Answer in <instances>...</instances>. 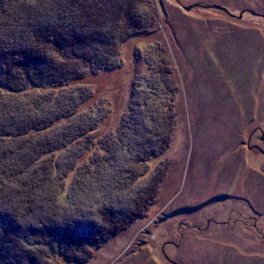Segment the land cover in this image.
<instances>
[{
  "label": "rangeland",
  "instance_id": "rangeland-1",
  "mask_svg": "<svg viewBox=\"0 0 264 264\" xmlns=\"http://www.w3.org/2000/svg\"><path fill=\"white\" fill-rule=\"evenodd\" d=\"M138 6L152 29L114 48L118 69L94 73L79 62L75 71L85 78L62 89L76 101H61L72 106L70 113L86 99L65 128L83 129L87 142L71 140L53 174L48 163L32 169L36 181L47 182L44 196L62 192L61 178L71 172L68 219L82 225L71 227L73 237L62 249L82 259L81 239L99 236L90 223L98 231L110 227L107 206L133 207L149 193L151 200L125 228L99 239L85 263L66 264H264V0H145ZM36 87L16 99L53 100L49 88ZM132 113L138 124L128 139L105 153L102 142ZM56 131L47 138L56 140ZM42 136L17 147L37 149ZM90 137L92 157L81 165L77 159ZM163 137L168 146L148 162L123 147L146 140L141 146L151 154ZM97 154L99 171L92 169ZM34 255L36 264H49Z\"/></svg>",
  "mask_w": 264,
  "mask_h": 264
},
{
  "label": "trees",
  "instance_id": "trees-1",
  "mask_svg": "<svg viewBox=\"0 0 264 264\" xmlns=\"http://www.w3.org/2000/svg\"><path fill=\"white\" fill-rule=\"evenodd\" d=\"M144 1L0 0V264H36L34 259H38L34 254L49 264L85 263L91 258L99 239L104 240L108 232L117 234L133 217L140 215L141 208H145L151 200L149 193L139 197L133 207L104 205L110 210L105 218L110 227L106 231H98V224L90 223L91 233H98L99 236L81 239L79 245L87 248V251H80L85 257L82 259L62 249L64 244L67 245V236L73 234L71 227L82 225L81 221L68 219L72 213L67 210L69 207L65 200L68 182L72 180L71 172L61 178L62 192L51 190L49 195L44 196L47 182L36 181L38 177L32 169L36 163H48L52 164V170H47V173L53 174L59 169L56 157L71 140L80 144L87 142L89 134L84 135L83 129L78 134V128L73 131L65 128L69 119L83 111L86 99L77 101V106L70 113L68 111L72 106L60 103L65 98L69 104L76 101L63 96L62 89L80 85L85 78L86 74L75 71L79 62L86 65V71L94 73L118 69L119 64L112 60V55L116 54L113 53L114 48L152 29L148 21L150 18L138 14V5ZM70 59L75 61L72 67L66 63ZM36 86L49 88L54 94L53 100L40 97L26 101L16 99L19 94L27 95L24 92ZM136 121L138 124L133 113L124 114L118 130L112 131V137L109 135L102 142L103 151L110 154L113 144H117L119 139L127 140ZM55 130H60L55 136L57 139H48V134ZM35 134L44 137L37 141V149L28 152L22 150L25 146L17 147L19 141L30 143ZM90 139L87 150L77 159L81 165L91 160L89 151L94 142L92 137ZM161 141V146L151 154L150 151H143L141 146L146 140H131L126 142L128 146L125 143L123 147L130 150L137 160L148 162L163 153L164 146H168L166 138ZM23 151H27L24 157ZM19 156L23 158L19 159ZM98 157L95 161L97 166L92 168H97L96 171H99L102 155ZM109 158V155L105 157L104 162L108 163ZM18 175L28 179L15 182ZM59 196H63L64 202L59 200ZM49 211L61 212L62 217L54 214L47 218L45 214Z\"/></svg>",
  "mask_w": 264,
  "mask_h": 264
}]
</instances>
